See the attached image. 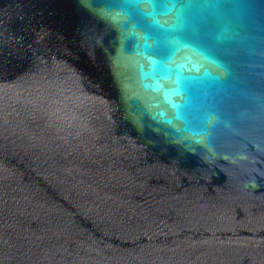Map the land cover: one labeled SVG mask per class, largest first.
Masks as SVG:
<instances>
[{
    "label": "water",
    "instance_id": "obj_1",
    "mask_svg": "<svg viewBox=\"0 0 264 264\" xmlns=\"http://www.w3.org/2000/svg\"><path fill=\"white\" fill-rule=\"evenodd\" d=\"M0 264H264V0H0Z\"/></svg>",
    "mask_w": 264,
    "mask_h": 264
}]
</instances>
